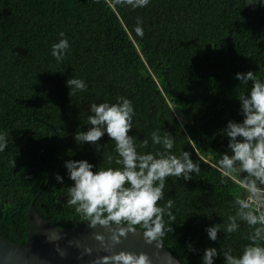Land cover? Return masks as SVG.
Returning a JSON list of instances; mask_svg holds the SVG:
<instances>
[{
	"label": "trees",
	"instance_id": "1",
	"mask_svg": "<svg viewBox=\"0 0 264 264\" xmlns=\"http://www.w3.org/2000/svg\"><path fill=\"white\" fill-rule=\"evenodd\" d=\"M254 3L150 0L134 9L116 0H0V134L7 142L0 152V235L28 240L32 202L57 226L88 224L62 203L73 183L64 162L118 167L108 159L116 153L107 134L99 153L74 136L90 127L92 103L124 96L135 109L129 135L138 145L149 140L142 151L163 150L151 143V133L160 129L174 136V154L188 151L200 167L190 181L167 178L159 203L173 198L176 221L160 242L183 264H202L207 247H230L239 255L250 243L246 223L226 238L218 233L217 242L205 229L227 221L234 201L245 195L233 180L224 182L218 161L228 151L220 130L243 119L238 98L248 86L236 74L253 71L264 81V4ZM138 19L143 37L134 31ZM61 32L70 48L57 63L51 48ZM73 75L86 81L87 90L70 97L66 82ZM58 173L64 184L55 180ZM190 242L195 252L187 249Z\"/></svg>",
	"mask_w": 264,
	"mask_h": 264
},
{
	"label": "clouds",
	"instance_id": "2",
	"mask_svg": "<svg viewBox=\"0 0 264 264\" xmlns=\"http://www.w3.org/2000/svg\"><path fill=\"white\" fill-rule=\"evenodd\" d=\"M116 2L135 9L146 7L150 0ZM254 4H264V0H257ZM134 31L137 36H144L141 20H137ZM60 37L51 48V55L57 63L64 61L70 48L64 32ZM235 79L240 85L248 86L246 94L238 98L243 119L241 122L229 120L220 130V134L228 138V151L222 153L218 170L226 178L224 182L233 180L245 195L234 201V215H229L222 224L208 226L205 231L210 241L217 242L218 233L223 232L226 238L227 234L238 232L243 222L251 229L247 237L250 243L239 255H235L230 247H207L201 256L202 264H215L217 257L223 258V264H264V81L253 71L237 73ZM66 84L70 97L87 90L86 81L75 75ZM90 113L87 118L90 127L87 131L75 133L76 143L94 145L99 153L102 145L98 142L107 134L116 153L115 158L110 156L108 159L110 162L114 159L118 167L101 168L88 160H66V175L73 183L68 187L66 202L62 203L73 207L88 221L89 227L103 226L111 230V244L104 247V251L111 254L98 258L96 264H151L144 253H116L114 246L121 243V237L138 228L149 243L159 242L166 232H173L176 221L172 211L174 200L169 196L166 202L159 203L164 201L166 180L178 177L190 181L200 167L188 151L179 156L174 154V136L167 131L161 135L160 129L151 133V143L163 150L142 151L149 147V140L145 138L138 145L136 136L129 135L134 129L135 109L132 101L124 96L118 97L115 103H92ZM6 148L5 136L0 134V152ZM55 180L64 184L65 177L58 173ZM96 239L105 241L103 235H97ZM187 249L195 252L194 242L188 243Z\"/></svg>",
	"mask_w": 264,
	"mask_h": 264
},
{
	"label": "water",
	"instance_id": "3",
	"mask_svg": "<svg viewBox=\"0 0 264 264\" xmlns=\"http://www.w3.org/2000/svg\"><path fill=\"white\" fill-rule=\"evenodd\" d=\"M29 238L17 243L0 235V264H96L105 252V244H111V230L88 224L60 227L46 220L31 203L28 211ZM103 235L105 241L96 239ZM91 250L89 253L88 250ZM144 253L151 264H183L162 242L149 243L143 232L137 229L121 237L114 252Z\"/></svg>",
	"mask_w": 264,
	"mask_h": 264
}]
</instances>
